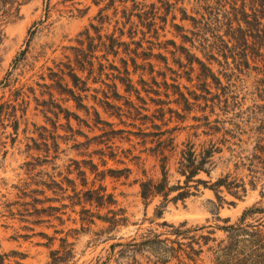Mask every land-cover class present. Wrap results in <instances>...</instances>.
Here are the masks:
<instances>
[{
    "label": "rangeland",
    "instance_id": "rangeland-1",
    "mask_svg": "<svg viewBox=\"0 0 264 264\" xmlns=\"http://www.w3.org/2000/svg\"><path fill=\"white\" fill-rule=\"evenodd\" d=\"M248 2L0 0V264L264 258L262 61L212 48ZM188 146L191 194L143 198Z\"/></svg>",
    "mask_w": 264,
    "mask_h": 264
},
{
    "label": "trees",
    "instance_id": "trees-1",
    "mask_svg": "<svg viewBox=\"0 0 264 264\" xmlns=\"http://www.w3.org/2000/svg\"><path fill=\"white\" fill-rule=\"evenodd\" d=\"M230 9V11L223 15L221 24L219 25V28L224 26L225 31L223 35L217 36V47L213 44L212 48L219 50L222 63L228 64V57H232L236 66L238 64L247 65L249 62L248 50H254V54L260 57L264 70V0H249L247 7H244V5L237 6L234 3ZM234 20L237 22L236 24L234 23L235 25L233 24ZM211 152L212 150L210 149L196 154L188 146L187 149L181 151L179 162L180 174L185 177L183 184L177 183L167 186L166 176L163 171V176L159 182L155 184H152L151 181L141 183L142 197L146 198L149 194H161L165 198L169 191L177 190L171 199H185L191 194L190 187H195L201 182L200 179H192V177L200 171L206 172L204 166L208 162ZM190 182L194 184H189ZM223 182L226 184L224 179H220L214 183V186H219ZM217 198L222 199L220 196H217ZM161 213V208L156 210L157 215ZM232 241L225 247V254L228 256L233 254L229 256V261L224 264H264L263 252L260 253L257 248L253 249L251 246L238 251V241L233 240V238Z\"/></svg>",
    "mask_w": 264,
    "mask_h": 264
}]
</instances>
